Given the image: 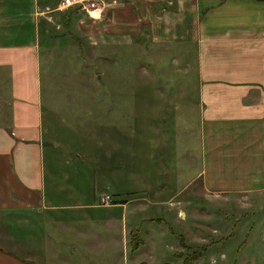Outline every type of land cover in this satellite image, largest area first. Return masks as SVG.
<instances>
[{
    "label": "rangeland",
    "instance_id": "obj_1",
    "mask_svg": "<svg viewBox=\"0 0 264 264\" xmlns=\"http://www.w3.org/2000/svg\"><path fill=\"white\" fill-rule=\"evenodd\" d=\"M97 1L100 13L90 17L77 4L61 10V0H37L47 171L55 165L67 186L79 187L80 200L101 205L109 193L127 200L129 212L163 213L159 224L146 222L147 234L132 224L145 245L126 262L118 230L102 229L108 212L122 209L93 208L97 242L108 247L91 254L84 240L75 244L80 254L97 264H182L196 253L204 264H264V191L215 195L202 188L196 45H111L98 21L106 3Z\"/></svg>",
    "mask_w": 264,
    "mask_h": 264
},
{
    "label": "crops",
    "instance_id": "obj_2",
    "mask_svg": "<svg viewBox=\"0 0 264 264\" xmlns=\"http://www.w3.org/2000/svg\"><path fill=\"white\" fill-rule=\"evenodd\" d=\"M104 2L98 21L111 45L133 39L165 47L196 45L204 126L202 188L215 195L261 194L264 0ZM37 7V0H0V264H97L98 259L84 258L83 247L75 246L86 240L84 249L91 254L108 247L103 239L97 242L98 212H92L97 207L122 209L108 212L102 229L118 230L129 262L128 252L145 245L141 229L132 224L144 226L146 233V222L159 224L163 212H129L128 201L113 194L111 206L86 201V195L80 200L79 187L67 186L55 165L52 173L47 171ZM51 160L57 164L53 155ZM204 167L216 175L207 176ZM68 188L72 190L66 193ZM132 229L143 240L134 251L129 246ZM53 241L59 246L53 247ZM136 260L131 264L145 262Z\"/></svg>",
    "mask_w": 264,
    "mask_h": 264
},
{
    "label": "built area",
    "instance_id": "obj_3",
    "mask_svg": "<svg viewBox=\"0 0 264 264\" xmlns=\"http://www.w3.org/2000/svg\"><path fill=\"white\" fill-rule=\"evenodd\" d=\"M97 0H61L57 9L67 8L69 6L78 5L79 8L85 9L90 17H97L99 15ZM101 205L108 206L112 203L111 196L109 194H102L100 196Z\"/></svg>",
    "mask_w": 264,
    "mask_h": 264
},
{
    "label": "trees",
    "instance_id": "obj_4",
    "mask_svg": "<svg viewBox=\"0 0 264 264\" xmlns=\"http://www.w3.org/2000/svg\"><path fill=\"white\" fill-rule=\"evenodd\" d=\"M143 244V240L141 238L140 232L136 229H132L129 231V246L130 249L132 251L136 250L137 248H139L141 245ZM199 254V253H198ZM198 254H190L187 255L182 264H192L197 258H198ZM178 255L181 257V253H178ZM140 264H147L145 262H142ZM164 264H168V263H164Z\"/></svg>",
    "mask_w": 264,
    "mask_h": 264
}]
</instances>
